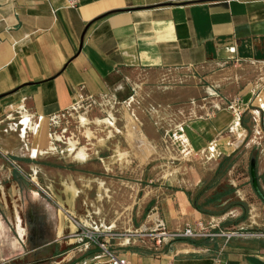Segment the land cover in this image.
<instances>
[{"label": "crops", "instance_id": "crops-1", "mask_svg": "<svg viewBox=\"0 0 264 264\" xmlns=\"http://www.w3.org/2000/svg\"><path fill=\"white\" fill-rule=\"evenodd\" d=\"M68 1L0 0V169L13 162L42 174L59 209L32 204L18 251L54 233L60 263L95 264L101 250L72 236L64 212L105 233L137 232L143 199L169 231L212 224L187 193L207 184L222 157L252 151L264 175V0ZM176 139L199 154L193 162H215L210 174L195 175L191 188L143 187L148 148L179 160ZM19 187L10 185L15 198ZM195 239L105 237L128 264H249V250Z\"/></svg>", "mask_w": 264, "mask_h": 264}, {"label": "rangeland", "instance_id": "rangeland-1", "mask_svg": "<svg viewBox=\"0 0 264 264\" xmlns=\"http://www.w3.org/2000/svg\"><path fill=\"white\" fill-rule=\"evenodd\" d=\"M156 151L157 149L155 150L154 147L153 149L148 148L147 157L143 156V167L146 169H143V187L144 185H147L148 187L153 185L147 182L148 180H153V182L157 181V183L165 182L166 184L169 182L181 188H191L192 184H194V176L201 174L205 176L206 174H210L209 168L215 164V162H213L201 166L200 164L193 161L183 162L172 159L170 158L171 155H166L165 151H163V156L158 154L160 152L156 154ZM63 155H65L64 152ZM252 157H254L252 151L247 152L244 150L237 152L233 158L234 165L227 175V182L231 185L236 184V186H234L236 187L235 197L245 203L246 212L240 208H235L225 212L224 214L214 215L215 220L212 223L214 224L213 227H211L209 223L202 222L205 231L207 233H214V235L195 237H215L217 238L218 243H227L232 246L236 245L245 250H249L251 256L246 258V262L249 264H255L252 260L253 257L264 262V248H260V245L264 243V201L257 196L252 188L249 172L250 159ZM14 166L9 164V166L6 167L4 165V167L0 169V180L2 178L3 180L6 178L5 182L2 183L6 184L4 185L2 194L0 189V198L4 193L7 204V206L3 208V205L0 202V213L3 214V216L5 215L4 217H7V224L11 225V222L13 223L14 214L18 213L19 217L21 216V218H24L25 209L30 210L32 204L41 199L47 201V203H49L52 207L51 211L57 214L59 209L46 197V193L49 194V192L46 189L47 187H45L47 184H44L45 180L43 175L40 173L32 174L25 171H17V169H13L15 168ZM257 179L259 187L264 193V175H261L260 177L257 176ZM11 184H20V189L15 191V196H17V198L11 195ZM191 192L194 194L195 190ZM24 193L27 194L25 198V205L22 204L24 202L23 197H25L23 195ZM35 193L38 194L35 195ZM13 198L17 201L16 204L13 202L14 206L13 203H11ZM155 207L156 206H147V202L143 199V225L147 224L148 217L155 211H157L161 217L159 209ZM230 211L233 213L229 214ZM243 216L245 217L244 222L242 221L241 223H236V221ZM22 226L24 225L22 224ZM214 229H218L220 231L215 233L213 232ZM2 234L3 233H1V235ZM228 238H230V241L227 242ZM5 240V238H1L0 236L1 250L7 251V256L14 255L18 250L12 251V249L6 245L7 241ZM62 248H64L63 245L60 249ZM56 251L57 249L53 244L49 246L46 251L38 250L35 252L22 253L2 264H65L64 262L59 263V260L61 259V255L59 254H57L52 259L42 261V259L49 257L51 253H55ZM0 256H2V254ZM51 260H54V262Z\"/></svg>", "mask_w": 264, "mask_h": 264}, {"label": "built area", "instance_id": "built-area-1", "mask_svg": "<svg viewBox=\"0 0 264 264\" xmlns=\"http://www.w3.org/2000/svg\"><path fill=\"white\" fill-rule=\"evenodd\" d=\"M76 0H69L67 2L68 8H75ZM237 117H240L243 113V110L238 109V107L233 111ZM177 132L181 136L183 134L184 127L183 125H179L176 128ZM179 140H175L176 146L178 148ZM174 145V144H173ZM179 151V160L183 162H192L200 159L199 154L197 152H193L188 148H178ZM14 166L13 162H9ZM65 218L70 222L75 231L72 233V236L81 240V242L85 244H92L97 246L101 250V257L104 260H97L95 264H128L127 260L118 254H116L113 250L110 249L108 242L105 240L106 236L111 237H138L142 240H151L154 244L159 245L163 239L166 238H179V237H187V238H195L202 236H212L214 233H207L202 222H196L195 224H186L183 228L179 230L169 231L164 221L159 216L158 212L155 211L150 214L148 217L147 224H144L137 232H125V233H105V231H101L98 228H88L81 224L75 217L70 215L67 212H64ZM211 227L214 224H209ZM216 233V232H215Z\"/></svg>", "mask_w": 264, "mask_h": 264}, {"label": "trees", "instance_id": "trees-1", "mask_svg": "<svg viewBox=\"0 0 264 264\" xmlns=\"http://www.w3.org/2000/svg\"><path fill=\"white\" fill-rule=\"evenodd\" d=\"M233 158L234 153L227 157H222L207 184H204L194 194L187 193L192 207L201 214L214 216L224 214L235 208H240L246 212L245 203L235 197L236 187L227 182V174L234 165ZM244 220L245 217L243 216L236 223L244 222ZM219 231L214 229L213 232L217 233ZM230 238L227 239V242L230 241ZM179 239L193 244L199 243L195 238L179 237ZM260 248H264V243L260 245ZM252 260L255 264H264L263 261L255 257Z\"/></svg>", "mask_w": 264, "mask_h": 264}, {"label": "water", "instance_id": "water-1", "mask_svg": "<svg viewBox=\"0 0 264 264\" xmlns=\"http://www.w3.org/2000/svg\"><path fill=\"white\" fill-rule=\"evenodd\" d=\"M249 172H250V178H251V184H252L253 190L255 191V193L257 194V196L261 200L264 201V193L262 192V190H261V188L259 187V184H258L257 173H256V169H255V158L254 157H252L250 159V169H249ZM42 209H43L42 213L46 214V216H47L48 211H49L48 208L47 209L42 208ZM0 222H1L0 224L4 227L5 225H3V222L1 220H0ZM8 226H9V230H10L11 225H8ZM34 226H35V223L32 221V228H34ZM0 229H2V228L0 227ZM9 230L7 229V231H9ZM58 238H59V235H56V234L53 233L49 237H43L42 236L38 240L31 239L30 240V243H28L25 246L24 249H21V250L17 251L14 255L8 256L6 258V261L9 260V259H11V258H14V257H16V256H18V255H20L22 253L35 252V251H38V250L46 251V249H48V247L51 246V245H53V244H54V246L56 248L57 245H58V242L56 240ZM54 254H58V251H56Z\"/></svg>", "mask_w": 264, "mask_h": 264}, {"label": "flooded vegetation", "instance_id": "flooded-vegetation-1", "mask_svg": "<svg viewBox=\"0 0 264 264\" xmlns=\"http://www.w3.org/2000/svg\"><path fill=\"white\" fill-rule=\"evenodd\" d=\"M0 202L2 203V205H3L2 207L4 208L5 205L2 202V197L0 198ZM6 206H7V204H6ZM13 206H14V204H13ZM28 212H30V210L25 209L24 216ZM13 217H14V221H13L12 225L15 224L14 228L16 230L14 229V231H13V229H12V231H7L6 228H3V230L0 231L1 238L3 237V238L6 239L5 240V241H7L6 245H8L10 247V249H12V251L13 250H18V248H21V245L19 244V241L21 240L22 237H24L26 235V233L29 234V232L31 231L29 227H28L29 229H26L25 226H22V224L24 225V223H26V219L25 218H23V217L21 218V216L19 217V215H18V217L21 218V219H18L17 221H15V216L13 215ZM19 228H21L23 230L22 236L19 235V230H20ZM1 233H3V234L1 235ZM13 241H14L15 244L12 243ZM0 252L2 254V256H0V259H1V257L7 255L6 254L7 251H2L1 248H0ZM56 255L57 254L51 253V255L49 257H47V258L45 257L44 259H42V261H45V260H48V259H52ZM51 261L54 262V260H51ZM60 261H61V259L59 260V263H60Z\"/></svg>", "mask_w": 264, "mask_h": 264}]
</instances>
